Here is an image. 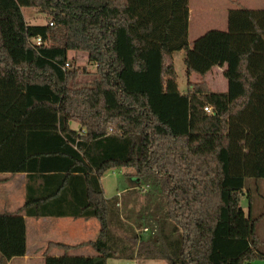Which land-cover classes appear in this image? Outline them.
<instances>
[{"label": "trees", "instance_id": "trees-1", "mask_svg": "<svg viewBox=\"0 0 264 264\" xmlns=\"http://www.w3.org/2000/svg\"><path fill=\"white\" fill-rule=\"evenodd\" d=\"M26 8L47 23L29 25ZM189 30L190 0H0V174L27 176L24 206L0 215L2 264L27 255L25 217L100 225L91 242H51L45 264L264 261L258 220L242 206L247 181L264 180V10L239 5L227 31L193 44ZM216 68L226 92L207 81ZM112 170L148 189L142 223L106 198ZM83 247L96 255L71 256Z\"/></svg>", "mask_w": 264, "mask_h": 264}, {"label": "rangeland", "instance_id": "rangeland-1", "mask_svg": "<svg viewBox=\"0 0 264 264\" xmlns=\"http://www.w3.org/2000/svg\"><path fill=\"white\" fill-rule=\"evenodd\" d=\"M261 2L262 0H236V3H231L230 0H190V43L193 44L197 39L212 30L227 31L228 15L231 9H235L239 5L250 9H256ZM23 14L26 22L31 26H43L47 23L44 16L38 10L26 8L23 9ZM48 45L51 46L52 43L49 42ZM71 58L75 59L77 66L81 70L85 69L90 73H95L96 66L89 61L88 56L84 54L71 53ZM185 58V51L176 52L174 54V64L178 77V85L182 94H187L189 92V80L187 76ZM221 78L225 83L224 90L222 89L224 84L222 83ZM197 79V76L192 77V81H197ZM207 81L211 84V87L215 92L222 93L227 91V82L224 77V73L221 74L220 78L215 79L208 75ZM72 127L74 129L79 128L76 124H72ZM134 176L135 175L132 171L112 170L107 172L102 178V185L105 190L106 198L114 199L118 197L120 208L132 214V225L142 223V219L148 216V212L144 208V195L148 189L139 186L136 187L137 184L134 183H138L139 181H137ZM17 178V176H6L4 174H0V215L6 213H16L18 209L22 208L24 205L25 190H22V192L19 190V181ZM137 232L140 233L141 231L137 230ZM71 255H87L90 257V255L95 256L96 253L91 247H88L86 250L81 249L79 251H73ZM108 264H169V262L159 260L129 261L121 259L109 260Z\"/></svg>", "mask_w": 264, "mask_h": 264}, {"label": "crops", "instance_id": "crops-1", "mask_svg": "<svg viewBox=\"0 0 264 264\" xmlns=\"http://www.w3.org/2000/svg\"><path fill=\"white\" fill-rule=\"evenodd\" d=\"M257 9L258 10L264 9V0H262V2L258 5V7L253 10H257ZM224 70H225L224 68H216L209 75L211 78L213 77V79L220 78L221 74L224 73L223 72ZM221 81L224 84V86H222V89L224 90L225 83L222 78ZM4 175L11 176L8 174H4ZM17 177L19 181L18 184L19 190L21 192L22 190H25L24 197L26 200L27 176L26 174H21V175H17ZM242 206L248 216H252L258 220L257 234L259 238V246L260 249L264 251V180L247 181V186L245 188V196L242 201ZM20 209L21 208H19L18 211ZM16 213H11V214H16ZM25 218L27 223V239H28L27 255L23 258H14L11 261H8L6 264H45L44 254L48 248V245L51 242L63 243L70 246H79L83 243H88L95 240L100 231V225L95 219H73V218H55V217H42V218L25 217ZM87 248L88 247H83L77 249V251L81 249L86 250ZM52 256L62 257L63 252L59 250H55L52 252ZM81 256L89 257L87 255H81ZM73 257H78V256H73ZM90 257H94V256L90 255ZM2 263H3L2 257L0 255V264ZM256 264H264V261L258 262Z\"/></svg>", "mask_w": 264, "mask_h": 264}, {"label": "built area", "instance_id": "built-area-1", "mask_svg": "<svg viewBox=\"0 0 264 264\" xmlns=\"http://www.w3.org/2000/svg\"><path fill=\"white\" fill-rule=\"evenodd\" d=\"M41 44H42L41 39H38V40H37V45L40 46ZM67 67H68V66H67ZM205 111H206L207 113L211 114L213 110H212V108L207 107V108L205 109ZM149 230H150L149 228H145V229H144V232L147 233V232H149Z\"/></svg>", "mask_w": 264, "mask_h": 264}]
</instances>
